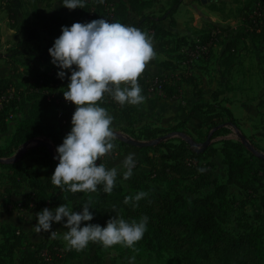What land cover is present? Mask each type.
<instances>
[{"label": "trees", "instance_id": "obj_1", "mask_svg": "<svg viewBox=\"0 0 264 264\" xmlns=\"http://www.w3.org/2000/svg\"><path fill=\"white\" fill-rule=\"evenodd\" d=\"M156 0H85L84 9L77 8L69 10L63 7V3L52 8L49 13L42 11L38 5L31 9L20 12L17 8L8 6V18L11 27L21 31V36L31 42L27 48L17 47L11 54L0 51V59L8 58L14 67L13 74L17 71L20 84H16L12 78L0 79V98L13 89L15 96L4 103L0 108V134L8 130V122L15 119V115L21 110L25 102H30L28 116L22 119L4 148H0V170L6 171L8 187L4 188L5 194L19 190L26 185L32 190L28 198L20 205L34 204L35 209L46 208L48 204L60 206L72 203L73 211H81L83 204L88 202L87 197L81 192L71 193L61 191L59 187L51 183V176L58 164L52 159L48 152L44 153L46 166L51 170V175L42 178L37 173L36 167L22 163L36 149L43 147H27L24 155L18 161L11 159L25 143L36 137L48 138L54 148L56 157L57 147L63 143L66 135L71 131V120L76 106L65 100L63 92L70 83L71 71L66 70V77L60 79L55 67L46 70L45 65L52 61L49 49L53 47L54 41L49 42L45 48L40 49L36 41L41 37V32H58L62 34V27H71L74 23H88L92 20L104 18L110 23H121L139 28L147 29L155 37L160 38V43H166V36L174 35L175 32L166 29L159 21L168 18L173 26H176L175 14L183 3V0H171L167 13L158 17L155 14H147L145 11L151 9ZM262 7L255 8L246 14L252 33V39L264 40V13ZM132 15H138V20L132 19ZM177 33V32H176ZM220 29L216 28L206 34L200 42L191 43L187 46V52H182L184 57L180 62L173 60H159L157 57L150 63L159 64L170 69H178L177 77L158 76L161 81V89L170 96L179 94V82L191 83L194 94L198 101L192 106H179L178 122L168 129H145L135 135L130 128L124 130L126 134L135 140H155L163 136L177 137L161 141L156 146L137 148L116 139V147L134 148L141 151L153 150L165 147L168 151L157 159L148 158L150 165L148 173L138 172L130 179L118 181L111 194L103 192L91 198L90 205L94 219L92 224L107 226V221L119 215L127 221L139 220L143 216L149 218L147 231L143 239L138 242L137 252L122 246H114L109 249L114 252H122L127 255L139 256L142 253L153 255L156 258H167L164 264H264V195L259 197L260 210L248 215L244 209L246 198L256 197L262 186L263 175L261 168L264 160L258 154H264L261 147L251 139L249 143L254 151L248 150L241 141L230 138L212 142L202 153L182 138L186 136L189 140L200 143L204 142L208 135L211 139L219 136L225 137L231 129L238 131L235 119L230 108L223 104L221 97L224 93L223 87L215 90L211 101H203V91L198 83L197 76L192 72V60L190 51H194L198 45L210 44L207 51L198 53V56L208 57L219 36ZM183 45L187 42L182 38ZM174 51V50H173ZM178 51V49H175ZM237 45L234 40H229L223 51L221 72L225 76L230 66L236 59ZM22 57L24 68L19 70L12 57ZM11 57V58H10ZM52 63V62H51ZM186 63V68L179 67ZM75 67V66H74ZM64 86L61 87L60 83ZM154 81L150 85L143 83L146 92L149 87H154ZM156 87H154L155 89ZM21 106V107H20ZM106 109L117 108L127 125L133 124L134 106L121 107L111 98L100 105ZM190 119H196L201 123L202 130H193V136L185 131V125ZM231 126H226L227 124ZM215 143L221 144L222 160L224 166L222 175L214 174L216 168L211 158L216 154ZM114 149V150H115ZM105 161V159L103 160ZM101 161H98L99 164ZM102 163V162H101ZM262 166V167H260ZM219 174V173H218ZM188 186L178 189L179 186ZM231 187L242 190L246 198L237 200L229 195ZM140 191L148 193V196L135 202L125 204L128 196L135 197ZM186 194L188 196H186ZM81 197L80 202H76ZM258 198V197H257ZM113 209L116 211L114 212ZM234 209L247 214L251 220L245 222L238 220L240 232L236 236L230 235L221 226V220ZM254 222H257L254 223ZM17 248H28L20 260V264H65L68 260H74L85 252H77L64 248L56 239L47 237L39 243H28L25 236L16 229L5 226L0 229V264H12L14 250ZM47 251L46 260L41 254ZM91 264H102L94 254Z\"/></svg>", "mask_w": 264, "mask_h": 264}, {"label": "clouds", "instance_id": "obj_2", "mask_svg": "<svg viewBox=\"0 0 264 264\" xmlns=\"http://www.w3.org/2000/svg\"><path fill=\"white\" fill-rule=\"evenodd\" d=\"M62 3L69 10L86 7L85 0H62ZM49 53L52 64L61 69L58 72L60 79L66 77V70L71 71L70 83L63 95L76 106L71 131L56 150L59 163L51 183L64 192L91 194L97 193L102 186L104 193L111 194L120 169H124L123 180H128L133 175L136 161L135 154L129 153L119 167L97 164L113 153L117 139L114 117L100 105L106 98L121 107L145 103L139 79L147 65L156 59L153 39L139 28L101 18L62 27V34L54 41ZM147 196V192L140 191L135 197H126L124 203L137 206L135 202ZM91 203L89 196L81 211H73L67 204L54 210L44 208L36 213L38 223L32 228L37 234L50 233L49 238H56L58 232L52 230V225L63 224L67 229L63 240L68 250L82 252L94 243L105 249L119 245L137 252L136 245L147 231L149 218L143 216L138 221H127L117 212L107 221V226L102 227L90 223L94 219ZM134 261L135 256L129 264Z\"/></svg>", "mask_w": 264, "mask_h": 264}, {"label": "rangeland", "instance_id": "obj_3", "mask_svg": "<svg viewBox=\"0 0 264 264\" xmlns=\"http://www.w3.org/2000/svg\"><path fill=\"white\" fill-rule=\"evenodd\" d=\"M170 3L171 0H156L153 7L151 9H147L145 12L147 14H155L158 17H162L167 13ZM35 4L38 5L42 11L49 13L52 8L62 4V0H0V51L4 54H11L17 47L22 48V46L26 44V39L21 36V31H17L11 27L7 7H15L20 12H23L27 9H31ZM260 7H262L261 9L264 13V0H183V3L175 14L176 26H173L168 18H163L159 21L160 24L169 28H176L178 32L172 36H166V39H162L165 41L167 40L165 44L162 45L159 40L160 38L154 37V35L147 29H145V31L152 37L154 49L159 59H170L180 62L184 59L182 52H187L188 50L187 46H190L191 43L200 42V40L211 30L219 28L220 33L211 54L208 57L200 55L195 58H191L193 68L196 67L195 69H197L201 66L199 69H203L204 66H206V72L204 73V70H202L205 76L216 74L221 76V72L224 69V65H221V53L226 43L229 40H234L240 52L237 55V59L230 66V73L226 77H223V82H226L229 77L234 79L236 82H240L239 77H241V75H244L245 78H247L245 85L246 88L250 90V95L253 99L258 101L260 100L261 111L258 114V121H260V123L259 125H254V127H262L261 136L264 138V124L262 119L264 116V40L252 39V33L249 29L250 24L249 21L246 20V14H248V12L255 10V8L259 10ZM131 17L134 20H138L140 18L138 15H132ZM131 23L132 22L129 23L130 26ZM57 38L58 32L50 33L42 31L41 37L36 41V44L40 48H43L46 47L49 42H53ZM182 38L186 40L187 45L181 44ZM175 49H178V51H175ZM8 60L9 59L6 57L0 59V79L12 78L16 84H20L21 79L17 76V71L13 74V71L17 69H14ZM12 60H15V65L19 70L24 68L21 56L12 57ZM52 66L53 68L55 67L50 62L44 67L46 70H50ZM179 68L184 70L186 68V63H182ZM178 72V69H171L168 75L164 76H167L168 79L177 77L176 74ZM156 77H154L152 81H154ZM63 85L64 84L62 82L60 86ZM228 85L227 83L222 85L224 91L227 89ZM21 105V110L18 112L17 116L19 119L27 116L30 102L28 101ZM14 120L15 119H13V121ZM11 122L12 121L8 122V124ZM135 133H137V131H135ZM118 134L130 137L129 135L123 133ZM225 137L238 141L237 135L234 131H231ZM130 138L135 140L132 137ZM35 139H40L44 142L50 143V140L45 137H36ZM135 141L150 142L153 140L146 141L139 137V140ZM259 141L262 142L263 139H259ZM202 143L204 142H200V144ZM253 143L255 142L253 141ZM165 149V147L159 148L156 151L157 155L160 152L165 153ZM223 172L224 168L219 167V171H216L214 174L219 176L222 175ZM261 172L264 181V167L261 168ZM0 181H2L1 174ZM185 184L186 183L181 184L178 189L182 190L188 187L183 186ZM261 188H264V184H262ZM261 188L259 189V194H257L256 197L253 196L246 198V194L243 191L240 192L235 189H233L232 192L230 191L229 195L237 200L246 198L247 201L244 211L248 215H253L252 213L254 212H262L259 208V197L261 196L260 192L262 193ZM186 196L188 195L186 194ZM247 214H242L240 210L234 209L232 214L229 213L221 220L220 225L224 227L228 234L236 236L237 233L241 231L238 227L237 221L240 220L247 222L251 220ZM254 223L257 224V222ZM105 252H107V254ZM94 254L98 259L107 258L109 260H107V264H129L131 257L134 256H130L122 252L105 250L104 248L95 250L92 255ZM166 258V255L162 258H156L153 255L142 253L139 256H135L134 264H164V260Z\"/></svg>", "mask_w": 264, "mask_h": 264}, {"label": "crops", "instance_id": "obj_4", "mask_svg": "<svg viewBox=\"0 0 264 264\" xmlns=\"http://www.w3.org/2000/svg\"><path fill=\"white\" fill-rule=\"evenodd\" d=\"M161 25L164 26L166 29L171 30L172 32L175 33L177 32L176 28H169L163 24ZM25 41L26 44H24L22 48H27L31 45L30 41H28L27 39ZM239 52L240 50L237 47L236 56L238 55ZM156 57L158 58V56ZM159 60L161 61V59ZM195 68L192 69V72L194 75L197 76L198 83L202 88L203 101L206 102L211 101L213 92L221 88L223 84L227 83L228 85L230 82L227 89L225 88L226 90L221 96L224 99L223 104L228 108H230L231 111L233 112L232 116L237 124L238 132H240L245 138L253 140L255 144L258 143L257 145L264 147V138H262L261 136L262 127L261 126L254 127V125L257 124L259 125L260 123V121H258L259 120L258 114L261 111L260 100L259 101L255 100L250 95V90H248L245 85L247 78H245L244 75H241V77H239V81L241 83L236 82L231 77H229V79L226 82H223L224 76H222V73L221 76H219L218 74L205 76L204 73L207 70L206 66H204V68L202 67L203 69H199L201 68V66L197 69ZM170 70H171L170 68H167L159 64L149 63V65H147L145 72L142 74V77L139 79V84L143 90L142 94L146 97V100L144 104L139 106H134L136 107V111L133 113V124L131 125V127L127 125L125 120L120 115L119 113L120 111L117 108L111 107L107 109L109 114L114 117V128L116 130V133L118 132V133L126 134L124 130L127 128H130V130L134 131L133 133L135 135L139 134V132H142L145 129L171 128L172 126L176 125L178 122L179 106L182 104L190 108L198 101V97L194 94L193 85L191 83L184 81L178 83L180 86H179V94L177 96L167 95L166 93L158 89L151 90V87H149L146 92L144 91L143 83L145 85H150L154 77L159 75H168ZM202 70H204V73ZM229 73H230V68L229 71L226 73L225 77ZM126 106H132V105H126ZM28 112H27V116H28ZM17 116L18 113L15 115V120L14 121L12 120V122L8 125L7 132L0 134V148H4L8 145L18 123L22 119L27 117L26 116L23 117L22 119H19L17 118ZM262 119L264 124V116ZM202 129L203 128L201 126V123L196 119H190L185 125V131L189 133V135L193 136V138H194L193 130H202ZM135 131H137V133H135ZM231 131H233V128L231 129ZM172 137H177V135H173L171 136V138ZM225 138L228 137L219 136L211 140L212 142L214 141L216 142ZM259 139H263V141L261 142L259 141ZM49 144H50V148L54 151L53 144L51 141ZM29 147H39V146L32 145ZM214 148L216 149V154L213 158H211V160L213 161V163L216 164V168L213 170V172L219 171V167L224 168V166L221 165V160H222V154L220 152L221 144L215 143ZM165 150L166 153L168 150L167 149ZM45 152H48V149L45 147L41 149H36L34 150L33 153H31L29 156H27L22 160V163L25 165L32 167L35 166L37 169V173L41 175L42 178H46L51 175V170L45 164V159H44ZM129 153L135 154L136 167L133 169V175L138 172L148 173L150 171V165L147 163L148 158L157 159V161H159V157L165 155V153L163 152L162 153L160 152L157 155V152H154L153 150L141 151L134 148L119 147L118 149H115L113 151V155L111 157L105 159V161H103L104 159H102L101 162L104 163V165L107 168L119 167L122 165L124 159ZM14 155H12V157H14ZM120 171L121 174L118 175L116 183L121 179H123L122 172L124 171V169L121 168ZM0 174L2 178V181H0V229L5 226H10L16 229L25 236L26 241L28 243H39L44 241L47 237H49L50 233L37 234L34 232L32 228L38 223V221L36 220V213L41 212L44 208L32 209L31 207H29V205L20 206V204L24 202L28 198V196L32 193V190L28 188L26 185H22V187L19 190L15 192H11L9 195L5 194L4 188L8 187L6 181V171L0 170ZM262 183L264 184V181H262ZM101 189L102 186L100 190ZM233 189L240 192L242 191L235 187H231L230 191L232 192ZM263 189L261 190L262 193L260 192L261 195H263ZM100 190L97 193H91V194H85L82 192L81 193L83 196L87 198H89V196L91 198H94L100 193ZM80 201H81V197L76 200V202H80ZM68 206L72 208V203L68 204ZM57 207L59 206H55L53 204H48L46 206V208L52 210H54ZM66 222L67 221L65 218L64 223ZM52 230L58 232L56 238L53 239H56L64 248H67V244L63 240V233L66 232L67 229L63 227V224L53 223ZM97 249L99 250L103 249L102 245L90 243L88 247L85 249V252L81 254L79 258L74 260H68L65 264H91L90 263L91 257L93 256L92 254ZM28 251H29L28 248L15 249L13 254L12 264H20L21 258ZM105 253L107 254V252ZM107 260H108L107 258L102 259V264H107Z\"/></svg>", "mask_w": 264, "mask_h": 264}, {"label": "water", "instance_id": "obj_5", "mask_svg": "<svg viewBox=\"0 0 264 264\" xmlns=\"http://www.w3.org/2000/svg\"><path fill=\"white\" fill-rule=\"evenodd\" d=\"M226 126H231V124H227ZM233 131L235 132V134L237 135V139L239 141H241L243 143V145L250 151H254L253 147L251 146V144L249 143V141H247V139L238 131L234 130ZM116 136H117V139L121 142H124L130 146H133V147H137V148H145V147H153V146H156L158 143H160L161 141H164L168 138H171V136H163V137H160L158 139H155L153 141H150V142H137L129 137H126V136H123V135H120L118 133H116ZM211 135H208L204 141V143L200 144V143H197V142H194V141H191L189 140V138H187L186 136H183V138L188 142L189 145H191L192 147H194L196 149V152L197 153H202L206 147H208L211 143H212V140H211ZM32 145H36V146H39V147H45L48 149V152H49V155L52 159H54L55 161H58V159H56V155L54 153V151L50 148V144L49 143H46L40 139H34L30 142H27L23 145V147L14 155V157H12V160L14 161H17L19 160L25 153V148L29 147V146H32ZM258 156L264 160V155L263 154H258Z\"/></svg>", "mask_w": 264, "mask_h": 264}, {"label": "built area", "instance_id": "obj_6", "mask_svg": "<svg viewBox=\"0 0 264 264\" xmlns=\"http://www.w3.org/2000/svg\"><path fill=\"white\" fill-rule=\"evenodd\" d=\"M209 46H210V44L202 45V46L198 45L194 51H190V52H189L190 55H191V58H195V57H197V56L199 55L198 53H200V52H202V51H207ZM154 83H155V85L157 84V86H154V87H156L155 89H158V90H161V91H162V89H161V85H158V84L161 83V81L159 80L158 77H156V78L154 79ZM154 87H151V90H155ZM14 96H15V92H14V90H13V89H9L8 93L5 94V95H3V96L0 98V108H2V107L4 106V103H5L6 101H9V99H10V98H13ZM112 155H113V153H112L111 155L105 156L103 159H107V158L111 157ZM20 206H21V205H20ZM29 207H31L32 209H35L34 204H31V203H30V204H29ZM41 256L46 260V258H47V251H44V252L41 254Z\"/></svg>", "mask_w": 264, "mask_h": 264}]
</instances>
